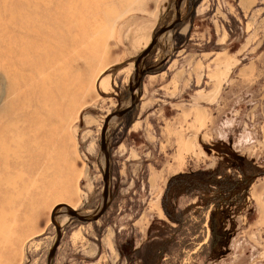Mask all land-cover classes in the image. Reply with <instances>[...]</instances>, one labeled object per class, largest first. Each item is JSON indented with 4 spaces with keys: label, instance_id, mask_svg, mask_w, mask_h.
I'll return each instance as SVG.
<instances>
[{
    "label": "rangeland",
    "instance_id": "1",
    "mask_svg": "<svg viewBox=\"0 0 264 264\" xmlns=\"http://www.w3.org/2000/svg\"><path fill=\"white\" fill-rule=\"evenodd\" d=\"M174 1L0 0V264H46L52 210L100 207L102 121ZM219 91L199 130L140 100L108 121L107 208L69 218L50 264H264V32Z\"/></svg>",
    "mask_w": 264,
    "mask_h": 264
},
{
    "label": "crops",
    "instance_id": "2",
    "mask_svg": "<svg viewBox=\"0 0 264 264\" xmlns=\"http://www.w3.org/2000/svg\"><path fill=\"white\" fill-rule=\"evenodd\" d=\"M183 2L185 6L182 14H178L179 22L165 32L166 39L157 48L162 55L160 61L146 67L148 71L140 81L137 95L140 104L152 111L171 110L166 120L173 121L168 123L172 128L199 130L215 110L217 94L232 66L260 47L264 32V0ZM231 22L243 33L242 41L234 47L230 46L235 36L229 26ZM251 65L244 63L240 72L247 71ZM192 141V137L181 138L177 144L186 145Z\"/></svg>",
    "mask_w": 264,
    "mask_h": 264
},
{
    "label": "water",
    "instance_id": "3",
    "mask_svg": "<svg viewBox=\"0 0 264 264\" xmlns=\"http://www.w3.org/2000/svg\"><path fill=\"white\" fill-rule=\"evenodd\" d=\"M182 0H176L174 1V10L175 13L173 14V19L171 20L170 23L166 24L165 26L159 28L152 36L151 40L148 43V46L146 47V49L143 51V53L141 55H139V57L137 58L136 62H135V71H134V81L133 82V88H132V99L129 102L128 106L123 107L122 109L119 110H115L113 112H111L110 114H108L105 118L102 127H101V132H100V150L103 156V160L104 164H103V173L102 174V182H103V189H102V202L100 207L93 212L92 214H88V215H83V214H79V211L77 210H73L70 209V207L65 206V205H59L56 206L52 212L50 213V217H49V221L52 224L53 218H55L57 216V214H61V213H66L69 214L70 218H74L77 219L78 221L81 222H92L97 220L101 214H103L102 212L105 211V209L107 208V205L109 203L110 199V187L109 186V152H108V146H107V140H106V131H107V122L109 119L113 118V117H117V116H122L125 113H127L128 111H130L132 109V107H134V105L137 104L138 102V93H139V87H140V80L142 79V76L145 72V70H147V68L144 66V61L145 58L148 56V54L150 53V51L152 50L153 46L155 45V41H157L158 39V35L165 33L167 31L172 30V28L179 22L180 18H179V8L181 6V2ZM143 65V68L140 69L139 67H141ZM60 206H64L67 207V210H57V207ZM53 227L56 229V238L53 239V243L50 247L47 259H46V264H50L51 263V259L53 257V253L55 252V249L59 243V240L62 237V228L57 225V224H52Z\"/></svg>",
    "mask_w": 264,
    "mask_h": 264
},
{
    "label": "bare ground",
    "instance_id": "4",
    "mask_svg": "<svg viewBox=\"0 0 264 264\" xmlns=\"http://www.w3.org/2000/svg\"><path fill=\"white\" fill-rule=\"evenodd\" d=\"M184 0H182L181 2V6H180V8H179V14L181 13L182 14V10H184L183 9V5H184V2H183ZM174 17V16H173ZM172 20V19H171ZM158 37H159V35H158ZM110 120V119H109ZM108 120V121H109ZM108 121H106L107 122V124H108ZM111 121H109V123H110ZM68 208L67 207H64V206H62V207H60V208H57V210H67ZM70 209H73V208H70ZM73 210H75V209H73ZM79 214H83V215H88V214H92V213H87V212H79ZM70 218V216H69V214H66V213H61V214H57V216L55 217V218H53V224H57V225H59L60 227L61 226H63V224L66 222V221H68V219Z\"/></svg>",
    "mask_w": 264,
    "mask_h": 264
},
{
    "label": "flooded vegetation",
    "instance_id": "5",
    "mask_svg": "<svg viewBox=\"0 0 264 264\" xmlns=\"http://www.w3.org/2000/svg\"><path fill=\"white\" fill-rule=\"evenodd\" d=\"M218 243H220L219 241H217Z\"/></svg>",
    "mask_w": 264,
    "mask_h": 264
}]
</instances>
